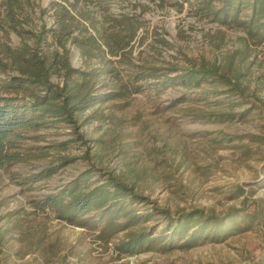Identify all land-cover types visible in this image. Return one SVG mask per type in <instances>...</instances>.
<instances>
[{
	"label": "rangeland",
	"instance_id": "obj_1",
	"mask_svg": "<svg viewBox=\"0 0 264 264\" xmlns=\"http://www.w3.org/2000/svg\"><path fill=\"white\" fill-rule=\"evenodd\" d=\"M21 1L23 9L15 11L16 22L7 20L0 31L3 62L7 59L3 57L2 44L11 49L25 42L34 46V33L41 23L46 28L55 27L53 3L65 4L64 0H31V4ZM95 2L86 7L97 11L100 33L122 29L124 25L118 23L121 14L132 16L138 25L133 40L122 50L123 56L108 54L102 44L101 60H112L119 71V78H99L102 90L124 83L127 76L141 72L145 66L163 68L161 72L173 77L180 71L170 70L171 66H198L201 60L224 64L233 51L243 48L240 37L244 32L203 16L197 9L198 0ZM212 3L218 5L217 1ZM45 41L42 47L50 54L56 47L50 33ZM66 46L72 66L83 69L99 65L97 57L86 59L70 41ZM234 62L243 65L241 81L246 87L245 98L235 99L243 102L239 105H228L222 85L216 89L222 92L201 97L179 83L145 87L156 81L147 79L130 82L128 90L132 93L95 104L79 116L78 130L89 139L86 143L70 141L73 129L62 122L26 133V138L12 149L20 151V158L0 168V264H264V202L260 201L264 199V187L258 184L264 146L251 141V135H264V43L248 42L244 58L238 63V57H234ZM6 72L18 73L10 65ZM51 79L61 82L58 73ZM138 85L143 88L131 89ZM215 86L203 82L191 89L210 91ZM210 113L234 116L224 121L193 117ZM90 146L86 157V147ZM62 155L75 159L61 164L47 178L26 179L43 171L50 162L60 163ZM86 168L92 170L93 180L99 174L118 175L146 196L152 202L149 205L171 213L203 209L222 216L232 208H246L244 196L260 201L261 213L252 228L222 242L206 241L165 252L151 249L133 255L118 254L115 246L126 231L117 232L106 242L98 237V228L68 224L48 209L35 208L36 200ZM237 185L244 192L233 197ZM151 223L148 226L155 224ZM153 226V232H159L164 222Z\"/></svg>",
	"mask_w": 264,
	"mask_h": 264
},
{
	"label": "trees",
	"instance_id": "obj_2",
	"mask_svg": "<svg viewBox=\"0 0 264 264\" xmlns=\"http://www.w3.org/2000/svg\"><path fill=\"white\" fill-rule=\"evenodd\" d=\"M26 1L31 4V0ZM64 1L66 5L53 3L55 27L46 28L44 23H41V27L34 33V46L25 42L11 49L2 44V54L7 60L3 62V59H0V88L3 91L0 93V168L3 163L20 158V151L12 149H16L18 142L26 138V133L37 132L58 122L68 124L73 129L74 136L70 141L88 142L89 139L78 130L79 116L95 104L123 98L128 92L132 93V90H128L132 81L155 79L152 84L144 85L156 88L179 83L189 92L197 93L201 97L222 92L216 90L217 85H222L225 88L223 92L227 93L225 100L229 106L243 103L235 100L245 98L246 87L241 81L244 75L243 65L239 62L245 56L248 42L264 43V0H198L197 9L203 16L244 32V36L240 37L243 48L233 51L227 63L201 60L198 66H171L170 70L180 71L173 77L168 76L167 72H161L163 68L145 66L141 72L127 76L128 80L124 83L116 84L115 88L108 90L101 89L103 86L98 84L99 78L106 75L119 78V71L112 60H101V46L103 44L107 47V53L112 56L118 53L123 56L122 50L133 40L138 25L134 23L132 16L121 14L118 23L124 25L122 29L110 33L103 30L100 33L99 20L95 15L97 11L86 7L96 5L95 0ZM214 1H217L218 5L212 3ZM22 3L21 0L1 1L3 10L0 9V31L7 20L16 22L15 11L23 9ZM80 3L83 5L79 7ZM48 33L57 47L50 54H46L42 47ZM67 41L77 46L86 59L97 57L99 65L83 69L72 66ZM234 57H238L239 64L233 63ZM8 65L18 73L6 72ZM56 73L61 76L60 83L51 79ZM203 82L216 85V88L197 92L191 89L199 87ZM140 88H143V85L133 86L131 89L137 91ZM233 116L232 113L193 114V117L208 121H224L232 119ZM84 121H87V117ZM251 141L264 146V135H251ZM91 147H86V157ZM59 159L60 163L50 162L43 171L33 173L26 179L36 181L47 178L61 164L75 158L62 155ZM260 160L264 163V155ZM261 173L258 184L264 187V164ZM243 192V188L237 185L233 197H238ZM260 201L264 202V199ZM260 201L254 202L244 196L243 203L247 202L246 208H232L222 216L213 212L206 213L203 209H180L171 213L166 208L149 205L152 202L146 196L135 191L118 175L99 174L93 180L92 170L86 168L60 188L36 200L35 208L42 211L48 209L56 218L68 224L85 229L98 228V237L104 238L106 242L117 232L124 230L126 233L115 249L118 254L133 255L151 249L165 252L175 247L190 248L206 241L222 242L231 235L252 228L257 215L261 213ZM249 205L252 208H249ZM162 220L163 228L159 232H153V225ZM148 222L155 224L148 226Z\"/></svg>",
	"mask_w": 264,
	"mask_h": 264
}]
</instances>
